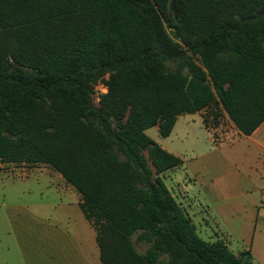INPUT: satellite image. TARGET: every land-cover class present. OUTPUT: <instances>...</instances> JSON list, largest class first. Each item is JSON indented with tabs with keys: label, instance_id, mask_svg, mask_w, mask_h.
Returning <instances> with one entry per match:
<instances>
[{
	"label": "trees",
	"instance_id": "obj_1",
	"mask_svg": "<svg viewBox=\"0 0 264 264\" xmlns=\"http://www.w3.org/2000/svg\"><path fill=\"white\" fill-rule=\"evenodd\" d=\"M212 103L264 120V0H0V161L76 188L102 264H254L198 234L160 176L182 158L145 132Z\"/></svg>",
	"mask_w": 264,
	"mask_h": 264
},
{
	"label": "rangeland",
	"instance_id": "obj_2",
	"mask_svg": "<svg viewBox=\"0 0 264 264\" xmlns=\"http://www.w3.org/2000/svg\"><path fill=\"white\" fill-rule=\"evenodd\" d=\"M105 90L102 81L95 84V104ZM158 128L154 124L145 132L183 160L160 176L198 234L223 239L236 253L250 248L254 264H264V148L241 135L214 103L180 113L166 136ZM51 181L57 193L48 186ZM68 186L47 163L0 161V264H47L51 245L44 233H57L61 241L69 238L64 217L68 209L60 213L52 204ZM51 214L64 217L61 225L53 227ZM147 245L136 241L140 251Z\"/></svg>",
	"mask_w": 264,
	"mask_h": 264
},
{
	"label": "crops",
	"instance_id": "obj_3",
	"mask_svg": "<svg viewBox=\"0 0 264 264\" xmlns=\"http://www.w3.org/2000/svg\"><path fill=\"white\" fill-rule=\"evenodd\" d=\"M237 131L239 132L238 129ZM246 136H248L252 142L264 148V120L252 133ZM58 173L61 175L59 171ZM66 182L70 185L68 186L67 192L66 189L64 191L61 189L60 193L58 192L59 195L56 194V200H53L52 204L56 205V210H58L60 213L61 208L68 209L64 210V217H66L65 223L67 227H70V233L68 234L69 238L61 241L58 240L57 233H55L54 236L52 232L44 233L46 237L50 239L49 245H51L48 255H45L47 257V264H102L99 257V247L96 241V230L91 222L85 217L78 204L80 201V193L71 183L68 181ZM48 186H51L52 189H55L57 193L58 188H56L57 185L55 182L51 181ZM48 204H50V202ZM52 216V214L49 215V219H52L51 224L53 227L61 225L60 221L64 217L60 218L55 216L52 218ZM51 241H55L56 243L53 244ZM243 249L250 250V248L247 247Z\"/></svg>",
	"mask_w": 264,
	"mask_h": 264
},
{
	"label": "built area",
	"instance_id": "obj_4",
	"mask_svg": "<svg viewBox=\"0 0 264 264\" xmlns=\"http://www.w3.org/2000/svg\"><path fill=\"white\" fill-rule=\"evenodd\" d=\"M105 86V85H104ZM105 88H106V86H105ZM106 91V90H105Z\"/></svg>",
	"mask_w": 264,
	"mask_h": 264
}]
</instances>
